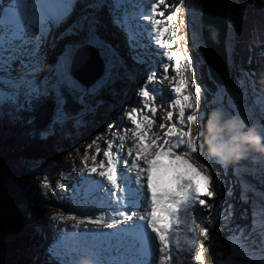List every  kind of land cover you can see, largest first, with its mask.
Here are the masks:
<instances>
[{
    "label": "snow or ice",
    "instance_id": "6c2138e0",
    "mask_svg": "<svg viewBox=\"0 0 264 264\" xmlns=\"http://www.w3.org/2000/svg\"><path fill=\"white\" fill-rule=\"evenodd\" d=\"M77 4L78 0H8L7 3L0 0V105L18 104L20 97L28 105L41 96L48 95L50 91L60 92L65 87L76 93L81 101L94 94L95 87L80 92L71 80L68 68L74 52L85 46L102 50L106 61V76L110 77L111 72L121 66L117 51L98 35L100 21L95 13L105 6L112 13V23L124 31L130 51L140 47V38L145 31L151 42L158 49L164 50L159 52L161 57H166V62L162 59L159 65L162 72L158 82H169L172 98L168 101L170 107L165 110L166 116L160 123L162 134L153 132L156 113L166 101L158 89L150 87L153 82H157V71L151 69L146 83L137 92L139 100L136 106L125 113L118 131L113 132V126L109 125L111 137L105 141L106 151L99 164L96 163L99 149L91 156L86 150L83 158L89 177H98L89 181L88 193L90 196L100 193L93 199L97 210L104 214L96 215L95 218L88 214L78 221L76 216H68L66 219L77 221L72 229H81L76 236L78 246L74 250L75 257L69 254L67 237H58L59 243L49 248L48 255L54 264H78L79 258H88L90 252L95 264H202L204 243H199V253L194 252L197 243L196 228L199 227L197 220L200 224L211 225L221 217L219 211L214 213L213 205L202 198L212 199L215 196L211 190L212 176L205 174L208 171L205 164L201 163L197 167L192 161L199 162L203 158L212 162V157L218 156H207L200 151L205 145V140L201 137H207L208 134V129L205 130L203 125L205 112L200 113L202 123L197 136L194 137L193 129L188 127V123L197 125L198 110L192 101L200 100L202 90L193 79L191 86L195 89L196 96L193 97L187 91L188 80L181 71L184 55L171 51L177 41L182 39L179 29H175L173 33L172 28L184 2L179 0V4H170L167 0H147L144 5L133 6L138 11L128 12L127 0H111L108 4L105 0H91L84 5L83 14L59 35H54L55 30L73 14ZM168 8H174V11L165 16ZM137 21H146L147 24ZM66 36L78 39L65 45L53 72L38 80L36 73L46 64L44 48L54 47ZM138 62L143 63V60ZM191 65L192 59L189 56L184 71H192L195 75ZM170 68L174 69L175 75H169ZM254 75L255 73L241 69V76L236 79L234 86H218L214 111L223 113V120L233 116L243 119L245 131L256 126L254 110L258 108L262 117L259 131L264 138V92L256 90L252 79ZM246 82L252 86L251 103L248 102ZM225 96L230 97L227 106L223 103ZM233 96L241 103H233ZM62 99V95L57 97L58 107ZM174 114L178 119L173 120ZM125 120L130 121V126H125ZM229 135L227 130H222L220 141L226 142ZM128 139L135 143L125 150L124 144ZM218 158L215 162L224 163L225 160ZM89 160L92 162L91 167ZM201 168L205 171H201ZM225 170L227 171V165ZM161 173L171 174L174 188L158 190L156 181ZM234 175L239 177V167L234 169ZM216 185L223 192V182L218 173ZM241 189L240 199L248 202L247 192L252 189L243 180ZM228 191L231 195L232 189L229 188ZM258 197L256 206L251 209L250 226H236V231L227 238V252L215 253L216 264H264V192H259ZM220 207H223L222 203ZM231 207L229 205V209ZM141 210L143 214L137 216ZM230 216L231 212L224 219ZM51 219L64 218L53 216ZM86 224L108 229L122 224L126 226L106 233L107 242L97 248L86 239L88 233L82 229ZM223 230L224 225H221L216 235ZM201 234L205 241H213L210 247L215 246V236L210 235L208 226L201 229ZM257 236L258 240L254 238Z\"/></svg>",
    "mask_w": 264,
    "mask_h": 264
},
{
    "label": "rangeland",
    "instance_id": "374dc122",
    "mask_svg": "<svg viewBox=\"0 0 264 264\" xmlns=\"http://www.w3.org/2000/svg\"><path fill=\"white\" fill-rule=\"evenodd\" d=\"M178 2H179V0L173 1L174 4H178ZM103 11H105L106 14L109 15L108 17L110 18V20H112V18H111L112 15L110 13H108V12H110L109 8L104 7ZM173 11H174V8H172L171 10H170V8H168L167 13L169 14ZM165 16H167V15H165ZM108 17H107V19H108ZM177 28L179 29V35L182 37V39L177 41V43L172 47L173 50H171V51L177 52L178 54L183 53V55H184V59L181 61V71L184 72L185 78L188 80L187 91L191 92L193 97L196 96V91L191 86V81L193 79L196 80V83L201 87V90H202L201 94H200L201 95L200 100L197 102L195 99H193V101H192L198 110V112H197V115H198L197 125L193 126V125H191V123H188V125H191V128L193 129V132H192L193 136H197L199 134V128H200V125L202 123L199 119L200 113L201 112L206 113V117H205V121L203 122V125H204L205 130H207L208 121L211 117V114L214 112V109L216 106V98L212 97L211 91H209V88L206 86V81L210 78L208 77V71L206 68L207 56H205V54H204L205 51L201 55L202 57H198L194 53V51H195L194 46L196 45L195 43H197L199 41L198 37L200 35L199 34L200 30H199L198 24L193 23V19L191 17L187 16V14L181 10V12L178 14V19L173 23L172 32L174 33L175 29H177ZM116 32H117L116 35L121 36V33L119 31H116ZM197 34H199V35L197 36ZM173 38H175V36H173ZM122 39H123L124 45L127 47V44L125 43V40L123 37H122ZM152 48H154V47H152ZM50 49L51 48H48L44 52V54L46 55V57L50 55L53 59L54 58V52H57L58 50L52 52V50H50ZM127 49H129V48H127ZM62 50L60 51V54H62V52L64 51V50L63 51ZM154 50H156V48L151 49L147 46L146 48H143V49L138 48V49H136V52L133 53L129 49V53H128L129 63H130V61L131 62L133 61V65H132L131 69H130L129 63H125V64L121 63V66L124 68L117 67L115 70H113L111 72L110 77L106 76L105 70H104V72H102L103 74L98 77V80L94 85L95 92L92 95L94 97L97 96L98 90L100 89V91H101V89H103L105 86H107L108 88H110V90H112V93L115 96L114 102L117 104V107H115V105H114V107H113V109L115 110L114 112H106L107 109H105V108H108L112 111V107L106 106L104 109L102 107H100V108H102L100 110H99V108H94L93 111L92 110L90 111L91 113L79 114L77 117V120H78L77 122H80L82 125H80V127L77 126L75 128V135H76L77 139L75 142L72 143V145L70 147V152H72L78 156L81 152H82V154L85 155L86 150H87L88 155L95 154L97 149H99L100 154L102 152L106 151L105 141H107L109 139V137L111 136V133H109V131H108L109 125H112L113 126L112 131L116 132V127L118 125H120L122 119L125 118L126 109L129 110V108L131 109L133 106H136V103L139 100V98L137 96V92L146 83V77L149 74L151 69H156V71H157V82H153V84L150 85V87H155L161 93L164 94L165 99L167 98L165 100L166 102L164 103L165 107L162 109L161 108L159 109L161 112V113L159 112L161 119H162V117L164 118L166 116L165 110L168 109V107H169L168 101H170L172 98V95H170L171 87H170V84L168 81H164L162 84L158 82L159 77H160V73L162 72V68H160L159 65L161 64L162 59L165 62H166V60H165V57H161L159 55V52H157V51L155 52ZM100 54H101V52H100ZM189 56L192 59L191 69L195 70V75H193L192 71H187V72L184 71L185 67H186V61H187V58ZM101 57L103 59H105V56L102 54H101ZM73 58H74V55L72 57V61H73ZM139 60H143V63L138 62ZM248 60H249L248 64H245L243 67L238 69L236 73L231 72L230 81H229L228 85L226 83L225 85H222V86H234L236 79L241 76V69H243L245 72L255 73V70H256V71H259V72L261 71L264 73V61H262L263 56L261 54L258 55L257 57H254L253 62H252L251 58ZM50 61H52V60H50ZM50 61H47L46 63H48ZM72 61H71V63H72ZM56 66H57L56 62H54L53 65L49 64L48 67L45 64L44 68L50 67L51 70H49V73H52L53 70L56 68ZM70 66H71V64H70ZM70 66L68 68V72H69L71 80L75 82L79 91L85 89L86 87L78 84L77 81L72 77V75L70 73V71H71ZM60 67H61V69L63 68L62 65ZM128 68H129V70H126ZM104 69H105V67H104ZM170 69L174 70L172 68H170ZM172 73H171V71H169V75H172ZM174 74H175V72H174ZM114 77L117 79L125 78L127 81L129 80V83L125 84L124 81H120V82L116 83ZM252 79L254 80V82L256 81L255 75L252 77ZM99 81H103V83H98ZM254 86H255L256 90L264 92V85L256 86V83H255ZM216 87H218V86H216ZM245 87L248 89V92H249L248 102L251 103V100L253 99L252 86L246 82ZM110 90H109V92H110ZM50 93H52V92L50 91L49 94ZM48 95H45V96H48ZM45 96H41L40 98L45 97ZM21 98H23V97L19 98L18 104L8 103L10 107L14 106V109H12L13 113H16V112L19 113L20 112V105L24 104L23 102H21ZM229 98H230L229 96H225L223 98V103L225 104V106L228 105ZM231 99H232L233 103H241V101L236 100L234 96L231 97ZM105 102H109V101H104L103 103H105ZM206 104H207V106H206ZM129 111H127V112H129ZM128 122H130V121H128ZM257 127H258V123L256 122V126H255L256 130H257ZM245 131H247V130H245ZM257 131L260 134V131L259 130H257ZM97 137H99V140H97ZM106 137H108L107 140L105 139ZM202 137H201V139H202ZM208 137H209V133L207 134V137H203V139L205 138L206 142H205L204 148L202 150H200L202 154L208 155V153H207ZM1 139H2V137H1V133H0V141H1ZM94 140H97V142L93 143ZM134 143H135V141L130 139L129 143L125 142L124 146L125 145L126 146H132ZM198 143H199V141H198ZM89 145H91L90 149H89ZM62 147L63 146L61 144H58L56 150L62 151L64 149ZM9 154H10L9 151L6 148L0 147V156H1V158L3 157V159L5 161V162H2V167H0L2 169L0 176H1V178H5L9 182L10 181L14 182L16 180L23 178L24 173L28 168V165L23 164V162H18V160H15V158H9ZM247 154L250 156L256 157V159L258 160V165L260 167L264 168V153L258 152L254 149H249ZM97 159H98V156H97ZM193 162H195V164H197V167H199V164H201V161L197 162L194 160ZM209 164H210V162H209ZM209 164L207 165L208 166L207 172H209L208 175L215 176V178H216V175H217L216 173H213V175L210 174L213 171V167H211V165H209ZM37 165L41 166L42 162H39ZM225 165L226 164H224L223 167L218 166L216 164L213 166L219 168V173H218L219 179L223 182L224 185H228V188L232 189V193H231V195H229V191H228L229 189L223 190V192L219 193V189L216 186V189L214 188V190H213V192L215 193V196L212 199H209L211 202L210 204L213 205V212L215 213V212L219 211L221 219L214 221L213 224H211V225L200 224L199 221H197V223L199 224V227L196 228V241H197V243H196V246L194 248V249H196V250H194V252L199 253V251H200L199 243L203 242L205 245V250L203 251V262H202V264H216L215 253L217 251H224L226 253L228 248H229V243H228V239H227L228 236L226 234L227 233L231 234L232 232H235L236 229H234V228L236 225L250 226V222H251V217L248 215V213L242 211V205L243 204H241L242 200L240 199L241 191H242L241 184H239L235 180V178L233 177L234 176L233 167L230 165V162L227 165V171L225 170ZM82 167H83L82 170L79 171L78 173H75V170H73L71 172L72 175L73 176L76 175L79 179L81 177H83L82 175H84V171H85L84 164L82 165ZM44 168H47V167L44 166ZM28 177L30 178V175ZM32 180H35V179L32 178ZM45 180H47V173L46 172H45L43 181H45ZM30 183H33V181H31ZM44 185L47 186L45 183L39 185L38 182L36 181L35 185L32 184V186H25V188L23 189V192L27 194V197H26L27 200L29 202H32L31 207H35L39 210H41V209L45 210L46 208H48V211H49L48 216L41 215L39 213H36L35 211L32 214V218L38 222V225L35 226L37 232L39 233L38 236H40V234H41L42 237H44L43 233H45V238L41 237L42 238V246H41L40 254L38 255L37 258L35 256V259L36 260L37 259L38 260H42V259L45 260L47 258L50 261H52L48 255V250H49L50 245H51L53 233L56 230V228H58L62 225L65 226L66 225L65 220L67 221V219H65V220L64 219H58V220H52L51 219V217H53V216H58V217H62V216H61V214H58L54 210L55 206H54V203L51 201L50 198H52V196H54L55 193H54V191H52L50 186H49L50 192L48 193V196H46L45 193L43 195H40V193H39L40 189L39 188H42ZM247 196H248V199L253 198L257 201V198L253 197L248 192H247ZM221 203L223 204L222 208L220 207ZM229 205L232 206L231 209H229ZM27 208H30V206L28 205ZM26 209H24L21 204H18L17 206L14 207L13 210H11V213L12 212L17 213V211L22 212ZM7 210H10V209H7ZM229 212H231V216L228 219H224V217H228ZM206 214L207 213H205V215ZM4 215L7 217L10 216L9 214H4ZM48 217H49L50 221H54L50 225L47 221ZM27 218L29 219V216ZM26 219H23V220L25 221ZM0 224H3V220H1V219H0ZM221 225H224V230L219 235H216V231L218 228L221 227ZM205 226H208L210 228V235L215 236V246L210 247V245L213 244V241H205L204 240V237L201 234V229ZM23 227L26 229V225H23ZM46 235L48 236L47 238H46ZM5 238H7V237H5ZM254 238L257 240L259 239L258 236L254 237ZM221 245H222V247H221Z\"/></svg>",
    "mask_w": 264,
    "mask_h": 264
},
{
    "label": "trees",
    "instance_id": "16d2710c",
    "mask_svg": "<svg viewBox=\"0 0 264 264\" xmlns=\"http://www.w3.org/2000/svg\"><path fill=\"white\" fill-rule=\"evenodd\" d=\"M60 95L63 99L58 107L57 97ZM96 97L99 100L110 101L113 107L114 104L117 107L107 86L99 90ZM96 99L87 97L88 102L93 104H97ZM21 102L24 103V98H21ZM79 104L76 93L65 87L60 92H52L28 105H20L19 113H13L14 106L10 107L8 103L0 105L2 137L0 147L9 151V158H15L23 164L42 162L41 166L54 171L80 168L82 161L79 155L70 152L72 143L77 139L75 135L77 117L82 113V107ZM114 111L113 109L112 112ZM261 119L257 108L254 110V120L258 123L257 130H259ZM58 144L63 146L62 151L56 150ZM2 162H5L3 157L0 159V167H2ZM229 162L233 167V174L234 169L239 167L240 175L239 177L234 175L235 180L239 184L243 180L249 185L252 191L248 193L258 200V193L264 192V168L258 165L256 157L246 154L242 159L228 160L225 164L228 165ZM1 172L0 168V174ZM31 181L27 173H24L23 178L14 182H9L0 176V219L3 220V224H0V264H54L47 258L45 260L35 259V256L37 258L40 254L42 238H45V235L43 234L44 237L41 234L38 236L39 233L35 228L38 222L32 218V214L35 211L48 216L49 211L48 208L39 210L31 207L32 202L27 200V194L23 192L25 186L35 185L36 181L30 183ZM45 187L39 188L40 195L45 193ZM255 202L253 198L248 199V202L242 200V211L247 212L251 217V209L256 206ZM18 204H21L24 209L28 205L30 208L22 212L11 213V210ZM4 214L10 216L7 217ZM23 225H26V229Z\"/></svg>",
    "mask_w": 264,
    "mask_h": 264
},
{
    "label": "bare ground",
    "instance_id": "6f19581e",
    "mask_svg": "<svg viewBox=\"0 0 264 264\" xmlns=\"http://www.w3.org/2000/svg\"><path fill=\"white\" fill-rule=\"evenodd\" d=\"M145 1L146 0H142V3H144ZM173 1L174 0H167V2L170 4H174ZM203 1L204 0H183L184 7L182 8V11L185 12L187 14V16L191 17L193 19V23L198 24V27L200 24L199 19L201 17V6L203 5ZM90 2H91V0L80 1V3H78L77 7L74 9L73 14L66 20V22L59 29H56L53 34L59 35L60 32H63L66 28H68L69 25H71L81 14H83V12L85 11L84 5L87 3H90ZM105 3L106 4L111 3V0H105ZM226 3H227V6H226L227 20H226V22H227L228 30H227V34L225 35L224 44H223L224 48H222V50H223V54L225 57L224 58L225 59V70L227 72V77H226L227 79H226L225 84L227 83V85H228V83L230 81L231 72L236 73L238 69L243 67L245 64H248V61H249L248 59L251 58L252 62H253L254 57H257L261 53H264V0H226ZM178 4H179V2H178ZM105 8H108V7L105 6ZM103 9L104 8L98 10L95 13L97 18L100 21V24L98 25V35L100 36V38L103 41H106L107 43H109L110 45L113 46V48L117 51L119 57L121 58V63H123V64L129 63V57H128L129 49H127L129 47L128 46L126 47L124 45V42L122 39V37L124 38V34H121V36L116 35L117 34L116 31H118V28L112 23V20H110V18L108 17L109 15L106 14V12L103 11ZM171 9L172 8H170V10ZM87 11L91 12V10H87ZM167 11H168V9H167ZM167 11L165 12V15H168ZM108 13H110V12H108ZM107 17H108V19H107ZM198 35L199 34H197V36ZM75 39H78V38L66 36L63 40L58 41L54 47L46 46L43 50L44 52L48 48H51L50 50H52V52L58 50L57 52H54V58L53 59L50 55L47 56L46 62L52 60L48 63L50 65H53L54 62H56V65H57L58 58L62 57V54L64 52L63 50L65 49V45L70 43L71 41H73ZM124 40H125V43L127 44L126 39H124ZM198 40L199 41L197 43H195L196 45L194 46V50H195L194 53L198 57H202L201 55L203 54V52L205 50H204V45L202 44L200 35L198 37ZM147 46L151 49L156 48V50H154L155 52L156 51L157 52H163L164 51L163 49H158V47L156 45H154V43H152L151 40L148 38V35L146 33H143L141 38H140L139 49L146 48ZM152 47H154V48H152ZM61 50L63 51L62 54H60ZM171 50H173V49H171ZM100 52L102 54V50L100 48H97L94 46H85L83 48L78 49L73 54L77 64L74 66L75 71H74V74H72V77L77 81L78 84L86 87L85 89H93L95 83L98 80V77L103 74L102 72H104V70L106 71V61H105V59H103L101 57ZM131 52L135 53L136 50L131 51ZM204 54H205V56H207L205 52H204ZM262 56H263L262 61H264V55H262ZM165 60H166V57H165ZM48 63H46L47 67L49 65ZM129 64H130V69H131V67L133 65V61L132 62L130 61ZM44 67L36 73L38 80H41L45 76L50 74L49 73V70H51L50 67L49 68H44ZM104 67H105V69H104ZM119 67L124 68L122 66H119ZM70 69H71V66H70ZM126 70H129V68ZM170 71H171V73L173 72L172 75H175L174 70L170 69ZM260 72L255 70L256 86L264 85V73L263 72L260 73ZM52 78H55V77L53 76ZM179 78L180 77H177V79H179ZM89 81H91V84H88ZM120 81H124L126 83L129 80L127 81L125 78H121V79L115 78L116 83H118ZM225 84L214 83L211 79H208L206 81V86L209 88V91H211L212 97H215V94L218 91L217 90L218 87H216V86H222ZM85 89L80 90V92H83ZM99 90H98V92H99ZM109 90H110V88H109ZM110 94H111L112 98L115 99L114 98L115 96L112 93V90H110ZM161 94L163 97H165L163 93H161ZM170 95H171V93H170ZM89 97L93 98L94 96L90 95ZM94 98L96 99L97 97L95 96ZM88 101L89 100H87V99L84 101H81L79 99V102H80L79 105L82 107V113L81 114L91 113L90 111L91 110L93 111L94 108H99V110H100L102 108L104 109L106 106L113 107L112 104L109 103L110 101L103 103L105 100L103 101V100L98 99L96 101L97 104H93V103H90ZM168 106L170 107L169 103H168ZM100 107H102V108H100ZM164 107H165V105H163L162 108H164ZM169 107H168V109H169ZM105 109H107V111L110 110L108 108H105ZM129 110L131 111L130 108H129ZM129 110L126 109V112ZM112 111H113V108H112ZM159 112H160V110H158L156 113V123L153 125L152 131L162 134V132L160 130V126H159L162 119L160 117ZM186 115H187V113H186ZM176 119H178V116L176 114H174L173 120H176ZM126 124H127V126H130V123L128 121H125V126H126ZM119 127H120V125H118L116 128H119ZM188 127H191V125H188ZM119 134L122 135L123 133H119ZM130 135H131V133H129V136ZM105 139L107 140L108 137H106ZM202 139H203V137H202ZM203 140H205V138ZM129 141H130V139H128L126 142L129 143ZM205 142H206V140H205ZM132 146H126L125 145L124 149L126 150L127 148H130ZM98 157H103V152L100 155H98ZM121 159L123 160V157ZM199 161H201V163L205 164L207 169H208L207 165L209 164V161H207V159H201ZM193 163L195 164V162H193ZM215 164L218 166H221V167H223V165H224L221 163L210 162L209 165H211V167H213V171H214V172L212 171L210 173L212 175H213V173H216V174L219 173V168L213 166ZM200 170L205 171V169H203V168ZM208 173L209 172H206L205 174L208 175ZM74 177L78 178L76 175ZM160 177L156 181L158 187L162 188L163 190L174 188V182L171 180V174H167V175L163 174ZM216 186H217L216 185V178H215V176H212V188H211V190L213 191L214 188L216 189ZM226 189H229L228 185L223 184V190H226ZM220 192H221V190L219 189V193ZM202 198L207 200L209 204L211 203L209 198H207V197H202ZM55 207H56L57 211H60V212H62V210L66 211L64 208L59 207V205H58V207L57 206H55ZM142 214H143V210L140 211L139 215H142ZM139 215H137V216H139ZM197 221H199V220H197ZM67 222H68V220H67ZM43 234L45 235V233H43ZM229 234L230 233H227L226 235L229 236ZM47 237L48 236L46 235V238ZM194 250H196V249H194ZM189 255H191V254H189Z\"/></svg>",
    "mask_w": 264,
    "mask_h": 264
},
{
    "label": "water",
    "instance_id": "95a60500",
    "mask_svg": "<svg viewBox=\"0 0 264 264\" xmlns=\"http://www.w3.org/2000/svg\"><path fill=\"white\" fill-rule=\"evenodd\" d=\"M226 6V0H204L199 19V34L207 55L208 77L217 84H225L227 79L222 50L228 30ZM76 64L74 57L71 64V75L74 74ZM88 84H91V81Z\"/></svg>",
    "mask_w": 264,
    "mask_h": 264
},
{
    "label": "clouds",
    "instance_id": "9594fccd",
    "mask_svg": "<svg viewBox=\"0 0 264 264\" xmlns=\"http://www.w3.org/2000/svg\"><path fill=\"white\" fill-rule=\"evenodd\" d=\"M244 128L243 119L233 116L223 120V113L214 111L207 124L209 152L225 161L242 159L249 149L264 153V138L255 127H250L247 131ZM222 130H227L230 134L226 142L220 141Z\"/></svg>",
    "mask_w": 264,
    "mask_h": 264
}]
</instances>
